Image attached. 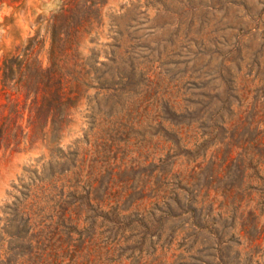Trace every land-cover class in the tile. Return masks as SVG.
<instances>
[{
  "label": "rangeland",
  "instance_id": "1",
  "mask_svg": "<svg viewBox=\"0 0 264 264\" xmlns=\"http://www.w3.org/2000/svg\"><path fill=\"white\" fill-rule=\"evenodd\" d=\"M59 2L0 0V56L32 35L36 16H47ZM102 16L104 32L112 26L122 42L112 48L116 62L105 61L101 67L107 69L109 87L100 89L94 83L89 91L95 121L84 117L82 105L63 137L50 145L47 139L14 138L15 129L9 131L8 122L4 127L0 219L11 218L13 227H20L29 213L34 223L30 232L35 235L30 242L9 237L2 243L20 253L11 260L15 264H264V186L253 178L244 198L248 205L238 208L219 188H212L227 180L214 157L217 146L203 156L207 133L220 137L218 116L237 114L256 102L258 119H264V108H259L264 103V0H107ZM36 50L38 63L45 66V47ZM10 95L9 89L0 90V127L8 115L7 97L16 100ZM103 96L105 105L100 101ZM17 122L27 131L25 116ZM255 126L253 134L262 132L258 136L264 142V125ZM166 153L172 156L168 169L174 172L173 183L182 179L184 188L171 185L165 202L115 201L102 191L101 201L91 195L68 197L69 191L87 195V186L101 180L104 187L110 186L104 157L113 165L123 157L126 163L146 165L157 163ZM55 154L67 155L71 162L57 165ZM72 165L78 166L77 177H72ZM60 168L70 172L60 180L57 174L52 185L46 184L53 200L41 202L40 183L30 171L49 181L44 173ZM74 183L76 189L68 186ZM33 194L40 196L36 199Z\"/></svg>",
  "mask_w": 264,
  "mask_h": 264
},
{
  "label": "trees",
  "instance_id": "2",
  "mask_svg": "<svg viewBox=\"0 0 264 264\" xmlns=\"http://www.w3.org/2000/svg\"><path fill=\"white\" fill-rule=\"evenodd\" d=\"M106 3L107 0H60L57 7L47 16L40 14L36 16L31 23L36 27L32 35L14 45L13 48L4 51L0 56V90L4 92L9 89L11 95L16 97V100L7 97V102L4 104L8 115L5 116V121L0 127V148L6 135L4 129L6 122H8L9 131L15 129L12 133L14 138L23 137L27 141L47 139L50 145L59 142L72 122L73 114L82 105L85 106L86 111L84 117L95 121L89 91L96 87L94 83L100 89L109 87L105 77L107 69H101V67L107 65L105 61L116 62L114 49L119 48L122 42L121 33L111 29L112 26L107 29L108 32H104L102 7ZM42 29L43 34L41 35ZM116 34L119 37L115 36ZM100 37L105 38V41L97 42L96 39ZM93 44L101 47L96 48ZM39 47H45V66H41L37 60L36 49ZM100 101L105 105L104 96L100 98ZM256 108L255 102L252 107L247 106L237 114H233L230 110V115L233 114V116L229 115L227 119L218 116L221 123L220 132L218 131L220 137L216 138L215 133H207V139H203V156L206 157L210 147L217 146L213 150L215 151L213 155L218 157V166L223 171V178L227 179L220 187L218 185L215 187L210 185V187L219 188V193L225 200L229 199L238 208L244 203L248 205L244 198L249 196L248 190L252 188L253 178L264 186V142L258 133L263 134L259 131L253 134V130L256 129L255 125H264V119H258ZM259 108H264V103L261 102ZM87 111L90 112L88 115ZM24 116L27 131H24L21 124L17 122L18 118ZM211 137H214V140ZM174 143L178 146L177 142ZM253 149L258 153L249 154V151ZM58 151L61 152L59 149ZM55 156L57 160L54 162L57 165L58 163L63 165L66 161L71 162L67 155L55 154ZM171 157L166 153L158 158L157 163L146 165H139L136 162L126 163L124 157L120 158L118 165H113L108 163L104 157L103 160L107 162L110 169V172L106 169L108 174L106 178L110 186L104 187L105 180H101L97 185L87 186L89 189L86 191L87 195L79 197L75 195L76 191H69L68 197L74 200L81 197L90 198L88 196L91 195L92 199L101 201L100 192L102 191L105 198L115 201L119 198H127L133 203L138 200H151L152 203L165 202L170 199L168 189H171V185H175L172 186L173 189L184 188L181 184L182 179H178L176 183L172 181L174 172L168 169ZM72 166L75 168L71 172L72 177H77L79 175L78 166ZM248 169L253 174L252 172L250 174ZM30 172L40 183L38 189L41 196L33 194V197L36 199L39 197L41 202H48L53 199L47 193L46 184L52 185L51 182L58 178L57 174L60 180L70 170L60 168L47 171L44 173V178L50 182L44 181L42 176L36 174V171ZM85 176L91 177L88 173ZM211 182L210 180L209 184ZM68 186L73 189L78 187L75 183ZM175 194L177 193L174 191L173 195ZM59 201H64V199L60 198ZM25 214L23 213L24 216ZM238 214L241 215L242 211H238ZM26 215L20 227H13L11 218L0 219L3 221V225L0 226V264H15L11 256L14 258L20 256V253H13L2 246L7 238L15 237L26 242L33 240L35 235L32 233L34 231V223L31 222L32 215L29 213ZM12 228L16 231H12ZM27 228L29 230H26ZM37 228L38 232L42 231L39 225ZM21 232H26L28 235H21Z\"/></svg>",
  "mask_w": 264,
  "mask_h": 264
}]
</instances>
